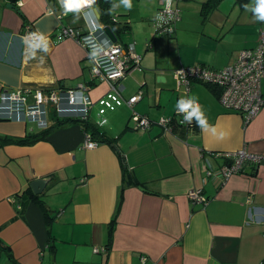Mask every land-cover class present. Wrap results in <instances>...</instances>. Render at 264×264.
Listing matches in <instances>:
<instances>
[{"label": "crops", "instance_id": "obj_1", "mask_svg": "<svg viewBox=\"0 0 264 264\" xmlns=\"http://www.w3.org/2000/svg\"><path fill=\"white\" fill-rule=\"evenodd\" d=\"M218 2H198L203 17L191 8L200 23L217 25L214 30L199 23L175 26L165 36L152 21L159 0H131L130 6L115 0L108 12L98 4L100 16L96 6L67 10L64 0H0L1 91L87 82L92 100L85 123L64 118L43 137L34 135L44 130L37 122L8 118L0 108V264H263L264 105L245 123L208 84L193 82L186 95L174 78L180 66L221 68L257 45L259 32L239 26L244 20L226 16ZM113 14L121 23L112 25L123 28L141 56V68L121 78L119 90L94 78L87 48L63 32L110 23ZM27 25L42 37L24 38ZM227 31L234 33L230 46L223 42ZM215 45L226 56L210 57ZM261 87L264 97V77ZM181 96L198 101L195 124L173 132L159 119L175 115ZM47 109L48 126L54 125L56 110ZM134 114L147 115L151 126L137 129ZM84 130L97 146L83 147ZM240 149L261 160L224 179L226 153ZM42 176H51L38 194L47 211L29 192ZM192 188H202L207 200L193 202Z\"/></svg>", "mask_w": 264, "mask_h": 264}, {"label": "built area", "instance_id": "obj_2", "mask_svg": "<svg viewBox=\"0 0 264 264\" xmlns=\"http://www.w3.org/2000/svg\"><path fill=\"white\" fill-rule=\"evenodd\" d=\"M160 1V19L156 22L158 30L172 35L180 17L179 9L172 7L173 0ZM93 3L82 9H90ZM103 23L93 21L90 28L81 30L75 27H64L63 32L67 36L74 37L85 46L93 59L92 73L98 80L109 81L111 86L119 90V80L135 68L140 67L141 56L135 50V43L126 44L118 41L113 42L102 32ZM104 34V35H103ZM106 36V37H105ZM23 37L30 41H36L42 34L32 26L27 25ZM264 77V31L258 35V43L255 47L244 48L239 52L237 59L221 68H213L199 65L180 66L174 70L176 88L184 87L186 95L193 82L211 84L219 89V100L228 109L235 110L243 116L245 123L252 120L264 105L261 80ZM89 83L81 82L72 88L59 86H19L0 92L2 101L5 103L0 108L7 109L8 118L20 116L25 120L37 122L44 129L48 126V106L55 108L57 118H78L86 122L92 106V100L88 94ZM142 97V93L134 94L129 99V104L136 102ZM184 104L191 107L184 109ZM198 106V101L189 96H181L174 116H162L159 123L166 129L175 132L179 129L188 131L194 124L192 110ZM76 107H79L76 109ZM76 109V110H75ZM137 129H146L151 126L152 120L147 115H133ZM57 120V119H56ZM49 127V126H48ZM85 137L83 147L93 148L99 140L94 138L92 132L84 130ZM231 160L221 166L224 179L242 170L248 161L259 162L261 155L240 149L236 152H227ZM211 173V171H209ZM81 181H85L82 178ZM188 196L193 202H205L207 200L202 188H192ZM250 201V198L248 199Z\"/></svg>", "mask_w": 264, "mask_h": 264}, {"label": "rangeland", "instance_id": "obj_3", "mask_svg": "<svg viewBox=\"0 0 264 264\" xmlns=\"http://www.w3.org/2000/svg\"><path fill=\"white\" fill-rule=\"evenodd\" d=\"M181 1L182 2L185 1L184 3L185 5L181 4L180 6L179 4L181 3ZM198 2H202V0H173L172 7L174 9L180 8L179 9L180 14L181 15L182 13L185 14V15L183 14V17L178 18L177 20L178 24H176V27L177 26L178 27L189 26L193 28H200L199 26L200 21H198L197 17L193 16L191 13V8H193V10L196 11L197 13L199 14L201 13L200 12L201 5L200 4L198 5ZM218 3L221 9L225 12L226 16L229 17L231 15L233 16L234 19H236V17L239 15L241 19L244 20V22H241L240 24H238L239 26H245L249 32H253V33L264 31V19L261 21L259 13H257L256 11L257 9L256 5L257 3H260V0H248L247 3L243 6L239 2L236 3L235 0H219ZM200 15L202 16V14ZM233 18L228 19V22L226 23L227 26L231 25V20ZM152 21L154 23V18ZM204 22L205 21L203 20V22H201L200 24L207 25L208 30H214V28L217 27V25H215L214 23H213L214 25L213 24L210 25V23H204ZM211 26H215V27H211ZM155 33L157 35L162 34V32H158L156 30H155ZM119 35L121 37V40H125L126 43L128 42L126 38V34H124L123 31H120ZM165 36H167V34H165ZM224 37L225 38H223L224 39L223 42L225 43V45L230 46L234 41V33L232 35V33L227 31ZM186 38L189 39V36L186 35ZM214 38H215L214 40L217 41L216 34H214ZM166 55L170 57H174V54L172 52H168ZM220 55L226 56V52L223 49L218 50V46L215 45L213 48V51L210 53V57L220 56ZM199 64L200 63H196L194 65H199Z\"/></svg>", "mask_w": 264, "mask_h": 264}, {"label": "water", "instance_id": "obj_4", "mask_svg": "<svg viewBox=\"0 0 264 264\" xmlns=\"http://www.w3.org/2000/svg\"><path fill=\"white\" fill-rule=\"evenodd\" d=\"M115 1V0H93V6H96L97 7V10H98V15L100 16L99 14V11H100V8H98V4L99 6L101 7V10L104 9L105 12H108L111 8H112V2ZM9 6H12V7H15L14 4H8ZM160 5L157 9V12L156 14L154 15V20L156 22H159L161 21L160 19ZM99 20V19H98ZM101 20V19H100ZM99 20V21H100ZM121 23L120 20H118V17L116 14H113L111 17H110V23H103V26H102V31L105 33V35L111 39L113 42H118L121 40V37L119 35L120 31H123L122 30L123 28H119V29H116L112 23ZM102 23V22H101ZM141 68V66L139 67ZM72 87H75V86H63L62 88H72ZM0 92H1V89H0ZM51 179V176H42V177H37L35 179H33L31 182H30V186H31V190L32 192L38 196V194H41L44 189L46 188L49 180Z\"/></svg>", "mask_w": 264, "mask_h": 264}, {"label": "clouds", "instance_id": "obj_5", "mask_svg": "<svg viewBox=\"0 0 264 264\" xmlns=\"http://www.w3.org/2000/svg\"><path fill=\"white\" fill-rule=\"evenodd\" d=\"M65 7L67 10H79L86 5L92 4L93 0H64ZM124 3L128 6L131 4V0H124ZM168 3H171V0H168ZM257 13L261 19H264V0H260L259 7L256 9ZM38 43H34L33 47H39ZM184 109L191 107V104H184ZM192 114H196L195 111Z\"/></svg>", "mask_w": 264, "mask_h": 264}, {"label": "trees", "instance_id": "obj_6", "mask_svg": "<svg viewBox=\"0 0 264 264\" xmlns=\"http://www.w3.org/2000/svg\"><path fill=\"white\" fill-rule=\"evenodd\" d=\"M218 1V0H217ZM241 1V3H242V6L243 5H245L246 3H247V1L248 0H240ZM210 11V8H206V6L204 7V9H203V14L206 16L207 15V13ZM103 18V17H102ZM105 21H107L106 19H102L101 20V22L102 23H106ZM108 22V21H107ZM125 26H128V24H125L123 27H125ZM208 86L209 87H211V89L216 93V94H219V89L217 88V87H215V86H213V85H211V84H208ZM63 121H65L64 119H58L57 118V120H56V122H55V124L54 125H50L49 127H47V128H45L44 130H42L41 132H39L38 134H34L36 137L38 136V137H43V136H45L49 131H50V129L53 127V126H56V125H60V124H62V122ZM85 123V122H84ZM85 125V128H86V125H87V123L86 124H84ZM89 126V125H88ZM88 128V127H87ZM94 133V132H93ZM105 140H107V141H109L108 140V138H104ZM252 168H254V165H253V167ZM127 172V171H126ZM131 174V173H130ZM138 183V182H137ZM29 192L31 193V195H30V197L33 199V200H35L36 202L38 201L42 206H43V209L45 210V211H47V206L46 205H44V204H42V202H41V200H39V198H38V196H36L34 193H32V190H31V188H29ZM1 242V241H0ZM6 247H7V245H6ZM5 247V248H6ZM263 264H264V259H263Z\"/></svg>", "mask_w": 264, "mask_h": 264}]
</instances>
